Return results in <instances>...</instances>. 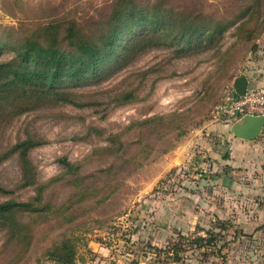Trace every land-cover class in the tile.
I'll return each mask as SVG.
<instances>
[{"label":"rangeland","instance_id":"obj_1","mask_svg":"<svg viewBox=\"0 0 264 264\" xmlns=\"http://www.w3.org/2000/svg\"><path fill=\"white\" fill-rule=\"evenodd\" d=\"M115 1L0 0V25L20 34L54 21L96 31ZM160 1L215 22L233 0ZM223 34L213 50L186 58L149 50L78 88L84 107L32 111L6 129L0 156L29 136L41 143L30 151L38 182L50 183L46 201L70 220L39 225L25 255L13 250L0 264H59L49 251L68 237L75 264H264V130L252 142L235 138L241 119H217L215 110L264 50V32L251 42L239 39L237 26ZM19 182L14 155L0 163V186L15 192L0 201L33 195L16 190ZM209 229L221 233V253L190 246ZM6 240L0 231V249ZM179 242L177 262L168 251Z\"/></svg>","mask_w":264,"mask_h":264},{"label":"trees","instance_id":"obj_2","mask_svg":"<svg viewBox=\"0 0 264 264\" xmlns=\"http://www.w3.org/2000/svg\"><path fill=\"white\" fill-rule=\"evenodd\" d=\"M176 11L160 0H116L96 31H86L75 22L64 26L54 21L20 34L15 27L0 25V148L4 132L18 117L63 105L84 107L78 100V88L117 75L149 50H170L171 59H180L213 50L231 27L237 26L244 42L258 39L264 32V0H233L215 22L202 13ZM40 144L29 136L0 156L1 163L17 155L20 182L16 190H33L23 201L12 197L0 201V231L7 234L0 255L13 250L25 255L36 227L51 220H70L67 210L46 201L50 183L38 182L30 151ZM14 192L0 186L3 196ZM217 223L215 227L222 232L230 228L228 221ZM206 234L190 246L221 253L222 246L217 244L221 233L209 229ZM172 248L168 253L179 262L183 243ZM49 255L59 264H75L74 239H64Z\"/></svg>","mask_w":264,"mask_h":264},{"label":"built area","instance_id":"obj_3","mask_svg":"<svg viewBox=\"0 0 264 264\" xmlns=\"http://www.w3.org/2000/svg\"><path fill=\"white\" fill-rule=\"evenodd\" d=\"M217 119L237 121L246 115L264 116V85L249 87L244 96L233 92L216 108Z\"/></svg>","mask_w":264,"mask_h":264},{"label":"water","instance_id":"obj_4","mask_svg":"<svg viewBox=\"0 0 264 264\" xmlns=\"http://www.w3.org/2000/svg\"><path fill=\"white\" fill-rule=\"evenodd\" d=\"M232 88L236 95L244 96L249 88V80L246 75L234 79ZM264 130V116L246 115L235 123L232 134L235 138L245 141H255Z\"/></svg>","mask_w":264,"mask_h":264},{"label":"crops","instance_id":"obj_5","mask_svg":"<svg viewBox=\"0 0 264 264\" xmlns=\"http://www.w3.org/2000/svg\"><path fill=\"white\" fill-rule=\"evenodd\" d=\"M261 46L264 47V40L261 41ZM246 75L249 80V87H257L264 85V50L258 51L256 56L248 61L246 65Z\"/></svg>","mask_w":264,"mask_h":264}]
</instances>
